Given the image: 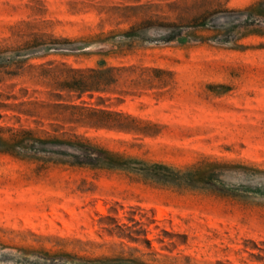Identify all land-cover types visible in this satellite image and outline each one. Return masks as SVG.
<instances>
[{
    "label": "rangeland",
    "instance_id": "374dc122",
    "mask_svg": "<svg viewBox=\"0 0 264 264\" xmlns=\"http://www.w3.org/2000/svg\"><path fill=\"white\" fill-rule=\"evenodd\" d=\"M0 114L123 166L0 153V264H264V0H0Z\"/></svg>",
    "mask_w": 264,
    "mask_h": 264
},
{
    "label": "trees",
    "instance_id": "16d2710c",
    "mask_svg": "<svg viewBox=\"0 0 264 264\" xmlns=\"http://www.w3.org/2000/svg\"><path fill=\"white\" fill-rule=\"evenodd\" d=\"M63 87L75 90L86 91L92 86L83 80L65 82ZM0 114V119H1ZM72 148L73 153L67 152ZM0 153L38 159L40 156L50 157L52 155L69 156L74 165L121 168V164L111 161L112 154L99 149L89 142H72L57 137L43 138L30 129L15 130L10 127H0ZM104 155L111 157L109 160ZM153 169H168L166 166L154 165Z\"/></svg>",
    "mask_w": 264,
    "mask_h": 264
}]
</instances>
